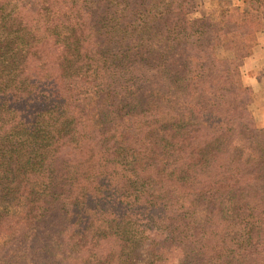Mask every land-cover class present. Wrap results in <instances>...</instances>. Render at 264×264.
<instances>
[{
	"label": "trees",
	"instance_id": "obj_1",
	"mask_svg": "<svg viewBox=\"0 0 264 264\" xmlns=\"http://www.w3.org/2000/svg\"><path fill=\"white\" fill-rule=\"evenodd\" d=\"M239 1L0 0V264H264V0Z\"/></svg>",
	"mask_w": 264,
	"mask_h": 264
},
{
	"label": "rangeland",
	"instance_id": "obj_2",
	"mask_svg": "<svg viewBox=\"0 0 264 264\" xmlns=\"http://www.w3.org/2000/svg\"><path fill=\"white\" fill-rule=\"evenodd\" d=\"M30 0H10L11 5L29 3ZM10 5V6H11ZM244 7V4L239 0H194L192 6H190L191 13L189 17L191 18H201L209 17L213 21H219L225 19L228 12L233 11V7L236 6ZM238 19L239 15L242 14L241 10L234 11ZM246 23V22H245ZM255 25H244L246 28H253ZM212 27H208L207 30H212ZM244 29V30H245ZM237 39H229L227 46L219 45L216 47V53L219 58H233L234 48L237 46ZM244 42L247 43L246 49L249 51V56L244 58L241 66V77L244 84L249 86L252 95L251 102L249 104V109L252 112L254 120L259 127H264V26L262 30L257 33H250L245 38ZM232 46H235L232 48ZM254 59H259L257 62ZM255 62V63H253ZM19 203L17 201H4L2 207L9 210L19 209ZM99 225V223H97ZM26 244V243H25ZM104 249V247H102ZM107 249V246H105ZM19 252H23L19 249ZM23 254V253H22ZM27 258L25 262L28 264H40L44 261L33 256L31 253H25ZM150 250L146 245L139 251L138 261L136 264H149L150 262ZM36 257V258H35ZM18 261V260H16ZM174 261V260H173ZM49 262V261H48ZM19 264H25L21 259L18 261ZM48 264H52L50 261Z\"/></svg>",
	"mask_w": 264,
	"mask_h": 264
},
{
	"label": "crops",
	"instance_id": "obj_3",
	"mask_svg": "<svg viewBox=\"0 0 264 264\" xmlns=\"http://www.w3.org/2000/svg\"><path fill=\"white\" fill-rule=\"evenodd\" d=\"M258 60H259V59H254V61H256V62H257ZM253 63H255V62H253Z\"/></svg>",
	"mask_w": 264,
	"mask_h": 264
}]
</instances>
